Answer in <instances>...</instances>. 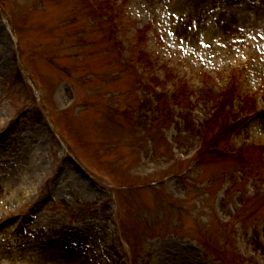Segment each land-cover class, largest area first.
Masks as SVG:
<instances>
[{"label":"rangeland","instance_id":"obj_1","mask_svg":"<svg viewBox=\"0 0 264 264\" xmlns=\"http://www.w3.org/2000/svg\"><path fill=\"white\" fill-rule=\"evenodd\" d=\"M109 3L0 0V264H264V0Z\"/></svg>","mask_w":264,"mask_h":264},{"label":"trees","instance_id":"obj_2","mask_svg":"<svg viewBox=\"0 0 264 264\" xmlns=\"http://www.w3.org/2000/svg\"><path fill=\"white\" fill-rule=\"evenodd\" d=\"M109 2L111 3V0H108V3H109ZM113 2H116V0H113ZM110 3H109V4H110ZM111 4H112V3H111ZM110 7H111V6H110ZM110 7H108V8L110 9ZM104 8H106V7H103L102 5L98 6L99 11H101V12H103V9H104ZM236 129H237V128H235V129H233V130H234V131H237L238 129H237V130H236ZM231 134H233V132H232Z\"/></svg>","mask_w":264,"mask_h":264},{"label":"bare ground","instance_id":"obj_3","mask_svg":"<svg viewBox=\"0 0 264 264\" xmlns=\"http://www.w3.org/2000/svg\"><path fill=\"white\" fill-rule=\"evenodd\" d=\"M93 185V184H92Z\"/></svg>","mask_w":264,"mask_h":264}]
</instances>
